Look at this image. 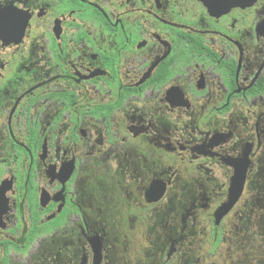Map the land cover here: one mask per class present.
Here are the masks:
<instances>
[{"label": "flooded vegetation", "instance_id": "af4514ba", "mask_svg": "<svg viewBox=\"0 0 264 264\" xmlns=\"http://www.w3.org/2000/svg\"><path fill=\"white\" fill-rule=\"evenodd\" d=\"M0 264H264V0H0Z\"/></svg>", "mask_w": 264, "mask_h": 264}]
</instances>
